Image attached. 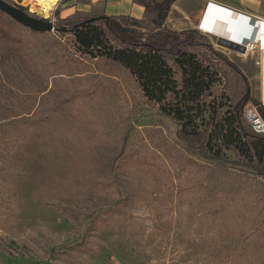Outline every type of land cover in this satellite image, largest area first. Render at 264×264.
<instances>
[{"label":"rangeland","instance_id":"rangeland-1","mask_svg":"<svg viewBox=\"0 0 264 264\" xmlns=\"http://www.w3.org/2000/svg\"><path fill=\"white\" fill-rule=\"evenodd\" d=\"M8 1L56 24L65 23L74 6L60 0L43 16L35 0ZM150 1L134 0L142 5L135 10L139 22L132 12L119 20L143 33L194 32L239 65L251 91L242 113L250 128L247 106L264 108L262 50L254 48L245 60L203 32L205 0H176L163 23L144 5ZM92 5L100 10L98 1ZM61 36L72 46V34ZM207 53L220 77L207 101L225 103L223 114L246 84L234 67ZM82 59L75 73L54 81L31 79L16 63L7 64L22 80L14 93L22 91L0 86V99L21 114L14 126L22 132L17 142L0 143V264H264V204L257 193L245 190L228 203L222 193H210L188 157L203 159L180 144L175 122L147 101L132 74L111 61ZM62 84L81 94L77 103L59 112L56 125L38 123L47 105L40 96L59 100Z\"/></svg>","mask_w":264,"mask_h":264},{"label":"trees","instance_id":"trees-1","mask_svg":"<svg viewBox=\"0 0 264 264\" xmlns=\"http://www.w3.org/2000/svg\"><path fill=\"white\" fill-rule=\"evenodd\" d=\"M175 1L151 0L144 5L163 23ZM65 18L68 19L65 23L56 24L57 28L65 26V31L43 32L24 26L0 10L1 87L10 86L16 95L22 91L20 86L14 93L22 80L12 73L15 68L7 67L8 62L19 65L22 73L31 79L37 74L45 81L75 73V64L84 61V57L119 64L132 74L147 101L175 122L180 144L203 159L204 162L197 163L188 157L201 170L210 193H222L228 203L245 190H251L257 193V201L264 204V134L252 131L243 122V108L251 99V91L239 65L211 45L201 43L194 32L185 36L173 32L143 33L124 25L118 16L108 14L84 17L70 14ZM132 20L139 22L136 17ZM65 33L73 35L72 46L64 43L61 35ZM205 50L234 67L246 84L239 101L230 103L223 114L219 108L225 103L216 99L207 101L220 77L214 59ZM35 54L43 60L49 74L40 70ZM58 88L59 100L50 99L48 93L40 96V105L41 100H46L44 105H47L40 112L38 123L56 125L59 112L74 106L81 95L64 84ZM261 110L264 112V108ZM20 116L7 109L0 99V122L11 119L7 128H0V143L19 140L22 131L14 125ZM229 152L236 153L239 159H231ZM112 208L104 210L105 215Z\"/></svg>","mask_w":264,"mask_h":264},{"label":"water","instance_id":"water-1","mask_svg":"<svg viewBox=\"0 0 264 264\" xmlns=\"http://www.w3.org/2000/svg\"><path fill=\"white\" fill-rule=\"evenodd\" d=\"M0 10L32 30L43 32L66 30L65 26L57 28L56 23L53 21L48 20L46 17H36L8 0H0ZM37 13L43 15L41 10H38ZM203 21L210 23L211 26L222 34V36L218 37L219 45L235 51L244 52L246 50L245 45L226 38L224 35H234L241 30V27L244 28L245 23L254 22L255 18L209 0L204 7L202 15V22Z\"/></svg>","mask_w":264,"mask_h":264},{"label":"crops","instance_id":"crops-1","mask_svg":"<svg viewBox=\"0 0 264 264\" xmlns=\"http://www.w3.org/2000/svg\"><path fill=\"white\" fill-rule=\"evenodd\" d=\"M72 1L74 2V6L72 10L69 12V14H75L78 16L79 15L97 16L102 14L118 16L119 14H126L132 12L134 14L132 16L137 17L138 16L137 12L141 10V6H142L140 3L134 2V0H72ZM94 1L99 2L100 4L99 11H93L92 3ZM205 1L207 3V1L209 0H205ZM211 1L220 3L222 5L235 9L239 12L247 14L255 18V20L256 17L264 18V0H211ZM110 6H114V8H111ZM118 6H122L123 8H117ZM135 6H139V7L134 8ZM135 10L137 12H135ZM203 22H204V26L200 28L203 32L210 34L213 37H220L222 35L217 29L211 26L210 23L206 21ZM253 25L254 22L245 23L244 28H242L241 30H239V32H236L234 35L230 36L229 38L237 42H247L250 32L253 28Z\"/></svg>","mask_w":264,"mask_h":264},{"label":"bare ground","instance_id":"bare-ground-1","mask_svg":"<svg viewBox=\"0 0 264 264\" xmlns=\"http://www.w3.org/2000/svg\"><path fill=\"white\" fill-rule=\"evenodd\" d=\"M31 1V0H30ZM36 1V6L35 7L37 10H41L43 13V16H48L51 12V10L54 9L55 5L57 4L58 1L60 0H35ZM242 29V27H241ZM222 36V35H221ZM224 37L229 38L230 36L224 35ZM231 39V38H229ZM233 40V39H231ZM235 41V40H234ZM237 42V41H236ZM245 46H248V48L251 50L255 48L256 46L259 47L262 50V85H263V100H264V19H259L256 18L254 21L253 28L250 32L249 38L247 42H239ZM261 60V59H260Z\"/></svg>","mask_w":264,"mask_h":264},{"label":"built area","instance_id":"built-area-1","mask_svg":"<svg viewBox=\"0 0 264 264\" xmlns=\"http://www.w3.org/2000/svg\"><path fill=\"white\" fill-rule=\"evenodd\" d=\"M254 17H256V16H254ZM256 18L264 19L262 17H256ZM255 48H259V47L256 46ZM253 49L250 50L248 48V46H246V50L244 52H240V51H236V52L239 55H241L243 57V59L247 60L249 53ZM260 50H263V49H260ZM262 102H263L262 104L264 105V100ZM244 115H245L246 119L248 120V122L250 124V128L252 131H254L256 133L264 134V115L260 111L258 105H255L253 103L249 104L246 108Z\"/></svg>","mask_w":264,"mask_h":264}]
</instances>
